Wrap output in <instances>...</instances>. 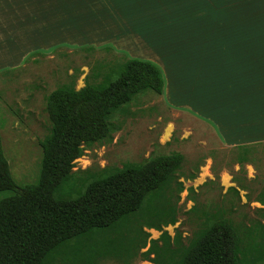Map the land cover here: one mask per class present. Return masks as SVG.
<instances>
[{
	"label": "trees",
	"instance_id": "1",
	"mask_svg": "<svg viewBox=\"0 0 264 264\" xmlns=\"http://www.w3.org/2000/svg\"><path fill=\"white\" fill-rule=\"evenodd\" d=\"M89 78L81 89L64 83L46 98L50 131L41 142L38 183H16L0 136V192H13L0 201V264H54L58 259L94 264L97 257L128 261L147 247L145 228L162 231L143 253L155 264H264L261 221L245 231L222 211L203 212L187 243L182 233L171 237L163 230L177 223L174 200L184 191L178 172L185 157L179 152L76 176V160L85 147L111 143L122 128L116 121L119 112L138 95L152 91L162 96L165 88L156 64L125 54L111 65L99 64ZM252 146L236 148L247 152ZM256 200L264 222V187Z\"/></svg>",
	"mask_w": 264,
	"mask_h": 264
},
{
	"label": "rangeland",
	"instance_id": "2",
	"mask_svg": "<svg viewBox=\"0 0 264 264\" xmlns=\"http://www.w3.org/2000/svg\"><path fill=\"white\" fill-rule=\"evenodd\" d=\"M154 1L111 0L116 8L107 19L111 16L110 21L116 25L105 27L104 34L120 27L141 30L155 24L157 15L144 12ZM116 10L124 14L119 17ZM41 39L27 44L40 46L51 40ZM27 49L30 48L17 49V59ZM31 50L19 65L12 66L17 68L15 71L4 73L8 68H0V136L12 176L19 186L36 184L40 179L41 142L50 131L47 96L64 83L74 82L76 89L83 88L99 64L111 65L123 55L114 48L104 47L89 51L64 45ZM33 53L38 54L26 62ZM116 121L122 128L114 134L111 143L85 147L84 155L76 160L77 177L85 170L142 163L158 155L179 152L185 157L178 172V182L183 183L184 191L174 200L178 208L177 223L163 229L171 237L182 233L187 243L204 220L203 212L222 211L245 231L254 229L260 221L264 223L260 217L263 206L256 200L264 187L263 144L253 145L247 152L227 147L216 137L209 121L190 110H179L163 95L152 91L138 95L117 114ZM11 195V191H1L0 201ZM144 231L150 233L149 242L162 235V231L154 229ZM256 241L263 242L258 236ZM149 242L133 259L97 257L94 264H155L143 256ZM54 264L64 262L58 259Z\"/></svg>",
	"mask_w": 264,
	"mask_h": 264
},
{
	"label": "crops",
	"instance_id": "3",
	"mask_svg": "<svg viewBox=\"0 0 264 264\" xmlns=\"http://www.w3.org/2000/svg\"><path fill=\"white\" fill-rule=\"evenodd\" d=\"M110 1L0 0V68L31 49L114 48L156 64L163 96L209 121L223 145L264 142V0H155L144 11L155 24L104 34L116 25ZM41 38L51 40L27 44ZM21 48L30 49L17 59Z\"/></svg>",
	"mask_w": 264,
	"mask_h": 264
}]
</instances>
